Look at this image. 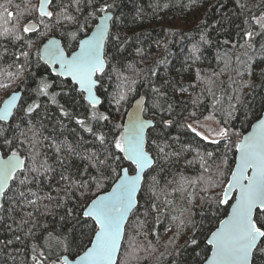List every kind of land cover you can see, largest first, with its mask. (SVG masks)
Wrapping results in <instances>:
<instances>
[{
	"label": "trees",
	"instance_id": "trees-1",
	"mask_svg": "<svg viewBox=\"0 0 264 264\" xmlns=\"http://www.w3.org/2000/svg\"><path fill=\"white\" fill-rule=\"evenodd\" d=\"M37 1H0V32L5 28L22 27L29 20H34L39 25L35 15L29 16L25 12L27 7L36 5ZM68 2L69 0H63L66 5ZM114 5L111 12L119 19L113 31L118 32L123 40L119 45L122 50L117 51L113 45L106 47L107 75L102 80L103 88L97 93L102 104L95 110L97 115H108L109 120H92L93 110L83 99V95L75 90L69 81L65 82L63 88L59 87L60 80L51 75L42 61H38L35 53L45 39L56 36L61 39L62 44H66L62 29L40 38L36 33L19 32L23 37L20 41L10 36H0V84L7 85L0 87V104L10 92L22 89L21 100L27 102L24 107L36 102L40 104V108L30 116H24L22 111L15 110V119H11L8 125L4 126L8 129L5 135L10 139L13 136L18 137L11 148L20 152L26 164L31 166L32 162L28 159L29 141L32 137V132H28V121L31 120L36 131L37 143L34 151L38 153L37 165L47 160V163L56 169L53 180L43 179L40 194L56 196L55 189L63 187L59 172L64 170L57 163L56 147L61 146L59 155L67 167L65 174L74 179L78 178L88 162L70 154L67 149L75 148L79 156H84L98 148L95 138L85 132L76 123V119H84L95 130L104 132L112 139L122 129H116L114 125H122L124 116L134 100L143 97L144 117L153 120L155 124L150 130V138L162 146L167 144L166 152H177L180 155L170 157L171 162L165 164L164 171L159 172V175L152 172L159 180L156 189L159 200L147 191L138 194L143 197L140 199L138 218L146 221V226L141 231L146 232L147 236H138L137 242L148 250L139 252V260L133 261V264H201L203 250L207 247L205 238L210 234L209 230H214L219 220L224 218L229 207L221 205L216 208L206 201L202 202L200 197L206 194L200 191V184L193 188L185 183L187 191L181 194L174 191L177 187L174 182L180 180L181 176L187 181L197 180L202 175L207 177L210 173L205 172L206 167L214 173L216 165L221 163L225 153L224 141L220 140L218 144L206 141L183 125H187L191 119L199 120L211 113L230 133L241 134L240 137H231L235 142L262 114L264 39L258 37L253 46L248 48L242 35L247 30L260 31L259 25L252 17L264 14V0H114ZM8 12H12L13 16L9 17ZM68 12L75 14L72 7L68 8ZM21 13L24 14L23 18L17 22V16ZM168 16H172V19L166 20ZM65 27L72 29V25L67 22ZM39 31H44L42 25H39ZM28 42L33 44V48L30 50L29 61L25 63L23 57L17 59L16 56L21 51H29ZM22 64L24 70L20 72ZM152 71H155L156 75H152ZM9 73L14 76L9 77ZM42 77L55 81L53 88L49 89V96L38 95L36 92ZM153 87H159L165 95L154 93ZM182 88L186 91H181ZM53 93H59L56 103L51 101ZM121 94H125L127 98L117 105L116 101ZM169 104L172 105L171 112L168 111ZM61 106L69 116L62 115ZM229 112L232 113L231 117ZM161 119H171L173 125L165 127L160 123ZM17 124L20 125L19 129L16 128ZM20 132H25L27 139L20 136ZM19 140H25V143L20 145ZM0 151L4 155L10 154L9 146L2 144V138ZM208 153H212V156L209 157ZM234 154L233 143L232 150L227 152L230 165ZM89 175H95V169H90ZM82 178L87 179V176ZM109 184L110 181L106 182L99 190L93 187L88 196L92 197L93 192L98 195L107 191ZM29 187L36 190L34 185ZM210 194L213 193H208ZM75 195L79 197L80 193L76 192ZM166 200L172 203L165 204ZM153 202L159 206L160 212H151L145 217V209ZM43 203L49 204V201L44 200ZM185 209L194 213L192 219L196 222L195 233L191 225L186 228L178 227L179 221L188 216ZM32 210L26 207L23 212H13L11 215L15 222L7 217L0 221V242L13 238V233L8 231V225L15 229L21 216ZM63 213L64 208H56L53 201L49 205V211L46 212L41 207L34 219L40 225L46 224L49 231H61L59 218ZM157 215L159 221L156 220ZM174 216L178 219L173 220ZM136 220V216L130 217V235L134 234ZM30 226V223L23 225L24 231L16 234L23 237ZM69 227L70 225H65L63 230L66 231ZM34 231V241L28 240L26 244L15 242V248L20 249L19 252H15L12 246L6 250L11 255L0 252V264L5 261L7 264H31L28 258L31 244L44 246L47 237V232L40 228ZM53 234L55 235V232ZM193 235L200 244L198 248L185 244ZM148 241H151L150 247ZM44 250H47L46 247ZM197 252H201V257L196 256ZM12 256L15 257L14 260Z\"/></svg>",
	"mask_w": 264,
	"mask_h": 264
},
{
	"label": "snow or ice",
	"instance_id": "snow-or-ice-1",
	"mask_svg": "<svg viewBox=\"0 0 264 264\" xmlns=\"http://www.w3.org/2000/svg\"><path fill=\"white\" fill-rule=\"evenodd\" d=\"M114 6V0L113 2L69 0L67 5L63 3V0L60 2L39 0L38 5L27 7L25 12L29 16L35 15L44 31H39V25L34 20H30L22 27L5 28L3 32H0V36H10L20 41L23 37L18 34L19 32L36 33L40 38L62 29L66 44L62 45L61 40L54 36L47 38L43 47H37L35 55L38 61H42L51 70V75L60 80L59 87L63 88L70 78L71 86L83 95V99L93 110L92 120L108 121V115H97L95 110L102 104L100 95L97 93L100 88H103L102 80L107 75L105 72L108 63L106 47L113 45L117 51L122 50L119 45L123 43V40L118 32L113 31L119 19L111 12ZM69 7L74 8V15L69 14ZM7 15L11 17L13 13L8 12ZM23 15L21 13L17 16V22L23 18ZM252 19L259 25L260 31L243 32L242 38L245 39L248 48L253 46L258 37L264 39V14L259 17L253 16ZM66 22L72 25L71 30L65 27ZM244 46L241 45V47ZM27 48L29 51H21L16 56L17 59L23 57L25 63L30 59L33 44L28 42ZM23 70L22 64L19 71L23 72ZM151 74L156 75L155 71ZM8 75L14 76L13 73ZM54 83L55 81L48 77H42L36 89L37 94L49 96V89L53 88ZM0 87H7V85L0 84ZM152 91L159 96L165 95L159 87H153ZM181 91L186 89L182 88ZM57 95L59 93L51 95L52 103H56ZM126 98L125 94H121L116 101L117 105ZM18 101H20L19 105ZM25 103L27 102L22 101L18 93L13 92L0 106V138L3 145L9 146L10 152V154L0 155V221H4L7 217L15 222L11 215L13 212H23L26 207L33 210L21 216L15 229L8 225V231L13 233V238L0 242L2 245L0 252L11 255L6 251L9 246H12L15 252H19L20 249L15 248V242L26 244L28 240L34 241L36 238L34 229L40 228L47 232V237L44 246L37 243L31 244L28 257L31 264H133V261H138V253L148 250L137 242L138 236H147L146 232L141 231L145 228L146 221L138 218L140 199L143 198L138 194L147 191L159 200L156 192L159 180L157 176L152 175V172H157L159 175V172L164 171L165 164L171 162L170 157L180 155L177 152H166L167 144L162 146L150 138V130L155 127V124L153 120L142 116L145 111L142 106L143 98L137 101L136 110L128 114L127 123L114 125L116 129L122 128V130L112 139H109L104 132L95 130L84 119H76V123L95 138L98 148L84 156H79L75 148L67 149L70 154L88 162L80 171L78 178L74 179L71 175L65 174L67 167L64 159L59 155L62 149L61 146L56 147L57 163L61 169H64L59 172V180L63 182V187L55 189L56 196L40 194L43 179L53 180L56 169L49 165L47 160L37 165L38 153L34 151L37 143L36 131L31 120L28 121L30 125L28 132H32L28 157L32 162L31 166H28L26 160L21 158L20 152L11 148L18 137L13 136L10 139L5 135L8 129L4 126L8 125L10 119H15L14 110L22 111L24 116H30L40 108L39 103L33 102L24 107ZM168 111H172L171 104L168 105ZM61 113L63 116L70 115L62 106ZM231 115L232 113L229 112L230 117ZM245 115L247 118V114ZM160 123L165 127L173 125L171 119H161ZM183 126L203 139L209 138L197 131L192 124ZM19 127L20 125L17 124L16 128L19 129ZM146 130H149L147 134ZM214 134L220 139H213L212 143L218 144L220 140H223L225 149L221 163L216 165V171L213 173L206 167L205 172L210 173L207 177L202 175L197 180L187 181L181 176L180 180L174 182L177 185L174 191L181 194L187 191L185 183L193 188L200 184V191L206 194L200 197L202 202L206 201L216 208L227 205L230 209L226 212V218L219 220V226L215 230H209L210 235L205 238L207 247L203 250L201 264H264V117H257L256 123L251 125V131L235 142L231 137L233 135L240 137L241 134L230 133L226 127L214 130ZM20 136L27 139L25 132H20ZM24 143L25 140H19L20 145ZM233 143L235 154L232 165L234 167L229 164L227 158V152L232 150ZM207 155L211 157L212 153ZM188 163L190 164L191 161ZM90 169H95V175H89ZM84 176H87V179H83ZM109 181L110 191H104L99 195L93 192L92 197L88 196L93 187L97 190L102 189ZM30 185H34L36 190L29 187ZM216 189L219 191H214ZM76 192L80 193L79 197L75 195ZM210 192L213 194L208 195ZM44 200L49 201V204H44ZM53 201L56 208H64V213L59 218L61 231L55 229L49 231L46 224L40 225L34 219L41 207L46 212L49 211V205ZM189 202H191V195ZM171 203L172 201H165V204ZM185 211L188 212V216L179 221L178 227L186 228L191 225L195 233L196 222L192 219L194 213L190 209ZM151 212H160L155 202L145 209V217ZM133 216L137 217L136 227L134 234L130 235L128 224L130 217ZM172 219L178 218L174 216ZM156 220L159 221L158 215ZM29 223L31 226L24 232L23 237L16 234L24 231L23 225ZM65 225H70L66 231L63 230ZM185 244L197 248L200 246L195 235ZM148 246H151V241H148ZM152 250L155 251V249ZM196 256L201 257V252H197ZM12 259L14 260L15 257L12 256ZM4 264H7V261Z\"/></svg>",
	"mask_w": 264,
	"mask_h": 264
},
{
	"label": "rangeland",
	"instance_id": "rangeland-1",
	"mask_svg": "<svg viewBox=\"0 0 264 264\" xmlns=\"http://www.w3.org/2000/svg\"><path fill=\"white\" fill-rule=\"evenodd\" d=\"M39 0L37 1L38 5ZM172 16H168L166 20H171ZM30 21V20H29ZM14 84H16V81H14ZM9 87V86H8ZM206 117H210V119H205ZM218 118L214 116L213 114H207L202 119L196 120L191 119L188 124H192L193 127L197 129V131L201 132L204 136H208L209 138L206 141L212 142L213 139H220L219 137H216L214 134V130H218L219 128L223 127ZM201 137V136H200ZM202 138V137H201Z\"/></svg>",
	"mask_w": 264,
	"mask_h": 264
},
{
	"label": "water",
	"instance_id": "water-1",
	"mask_svg": "<svg viewBox=\"0 0 264 264\" xmlns=\"http://www.w3.org/2000/svg\"><path fill=\"white\" fill-rule=\"evenodd\" d=\"M0 1H2V0H0ZM38 24V23H37ZM94 27V26H93ZM53 37V36H52ZM56 39H59V40H61L60 38H58V37H56V36H54ZM50 38V37H49ZM47 42V39H45L44 41H43V43H46ZM43 43L41 44V46L40 47H43ZM61 43H62V41H61ZM63 45V44H62ZM50 70V69H49ZM50 72H51V70H50ZM61 79H63V78H61ZM67 81H69L70 83H71V81H70V78L67 80ZM13 92H16V93H18L19 94V96L21 97V99H22V96H23V90L22 89H16V90H14V91H12V92H10L6 97H5V99H8L9 98V96L13 93ZM141 98H143V97H138L137 99H135L134 100V102L132 103V105H131V107L128 109V111L126 112V114H125V116H124V119H123V124L122 125H124L125 123H127V120H128V114L129 113H131V112H133V111H135L136 110V104H137V101H139V100H141ZM4 99V100H5ZM3 100V101H4ZM3 101H2V103H3ZM86 101V100H85ZM87 102V101H86ZM2 103L0 104V106H2ZM17 104L19 105L20 104V101H18L17 102ZM144 104H145V99L143 98V104H142V106H143V108H144ZM15 111V110H14ZM144 113V112H143ZM142 113V116L144 117V114ZM260 117H264V110H263V112H262V114L260 115ZM145 118V117H144ZM145 119H148V118H145ZM11 120V119H10ZM10 120H9V122H10ZM151 120V119H150ZM254 123H256V121H254L252 124H254ZM251 124V125H252ZM251 125H250V127H249V129L243 134V135H247L250 131H251ZM122 130V129H121ZM147 132H148V130H146V134H147ZM242 135V136H243ZM242 136H241V138H242ZM0 155H4L1 151H0ZM21 158L22 159H24L22 156H21ZM127 163V162H126ZM233 167H234V165H233ZM134 174V173H133ZM107 191H110V188L107 190ZM103 192H101V193H99V194H102ZM98 194V195H99ZM228 210H230V209H228ZM224 218H226V215L224 216ZM223 218V219H224ZM219 226V224L216 226V227H218ZM215 230V229H214ZM210 235V234H209ZM209 255H210V250H209Z\"/></svg>",
	"mask_w": 264,
	"mask_h": 264
}]
</instances>
